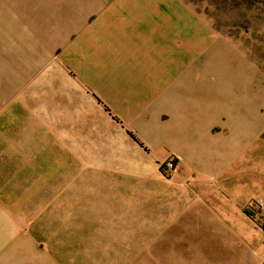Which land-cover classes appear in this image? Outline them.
<instances>
[{
	"label": "crops",
	"instance_id": "0c3cea01",
	"mask_svg": "<svg viewBox=\"0 0 264 264\" xmlns=\"http://www.w3.org/2000/svg\"><path fill=\"white\" fill-rule=\"evenodd\" d=\"M67 3L0 0V264H50L48 242L35 238L28 218L33 204L21 209L19 197H57L44 213L86 202L88 221L99 224L109 212L119 219L136 196L152 207L158 239L176 228L201 236L215 227L214 214L195 203L193 186L218 196L236 178L240 121L231 114L225 122L217 91L199 98L193 77L178 81L208 49L193 18L177 7L146 17L141 3L126 0ZM188 37L193 48L180 45ZM171 156L179 167L167 183L160 166ZM218 201L213 211L227 220L220 209L228 204ZM251 249L241 257L264 259Z\"/></svg>",
	"mask_w": 264,
	"mask_h": 264
},
{
	"label": "rangeland",
	"instance_id": "374dc122",
	"mask_svg": "<svg viewBox=\"0 0 264 264\" xmlns=\"http://www.w3.org/2000/svg\"><path fill=\"white\" fill-rule=\"evenodd\" d=\"M48 1L51 6L64 9L63 2H69L70 6L75 0ZM48 1L45 0V4ZM126 1L141 3L146 17L154 16L156 11L166 12L167 7H177L179 17L193 18L194 32L209 36L208 47H205L208 49L194 57L178 81L184 80L185 75L193 77L190 81L199 98L208 96L211 99L217 91L223 97L219 100L222 102L219 108L225 115V122L230 124L231 114H235L236 122L240 121L243 148L232 168L236 178L230 187H221L218 196L209 188L210 195L206 197L207 189L202 183L193 186L195 203L211 210L212 217L214 214L210 221L215 227L210 231L202 230L201 236H196L194 229L176 228L172 238L158 239L155 233L159 230L150 228L152 207L136 203V196L130 197L119 219L109 212L108 218L105 214L106 219L99 224L95 218L88 221L83 209L86 202L76 205L75 212L44 213L40 211L57 197H19L21 209H29V204H33L28 218L33 215L35 238L48 242L50 264H264V259H247L240 255L248 250L251 252L253 247L264 256V0ZM180 45L193 48V41L188 37L180 40ZM197 70H200L198 74ZM217 83L221 84L220 88L215 86ZM171 159L175 162L173 169L168 167ZM178 167L176 156L161 164L163 181H174ZM228 181L229 178L225 183ZM129 189L133 195L137 186ZM204 199H209V205ZM218 199L221 204L224 201L228 204L227 210L220 209L227 220L221 221L222 217L213 211ZM141 208L145 210L141 212ZM109 218L112 221L108 222ZM121 221H125L124 228L120 227ZM87 222L89 224H85ZM73 229L80 232V238L71 235Z\"/></svg>",
	"mask_w": 264,
	"mask_h": 264
},
{
	"label": "built area",
	"instance_id": "2783aa9c",
	"mask_svg": "<svg viewBox=\"0 0 264 264\" xmlns=\"http://www.w3.org/2000/svg\"><path fill=\"white\" fill-rule=\"evenodd\" d=\"M170 162V163H169ZM168 162V167L169 169H173V167L175 166V162L173 159H171L170 161Z\"/></svg>",
	"mask_w": 264,
	"mask_h": 264
}]
</instances>
